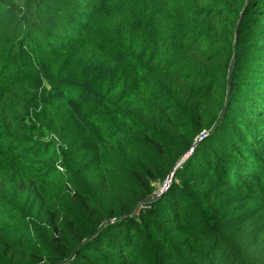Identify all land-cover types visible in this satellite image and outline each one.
<instances>
[{
	"label": "trees",
	"instance_id": "1",
	"mask_svg": "<svg viewBox=\"0 0 264 264\" xmlns=\"http://www.w3.org/2000/svg\"><path fill=\"white\" fill-rule=\"evenodd\" d=\"M0 264H264V0H0Z\"/></svg>",
	"mask_w": 264,
	"mask_h": 264
},
{
	"label": "built area",
	"instance_id": "2",
	"mask_svg": "<svg viewBox=\"0 0 264 264\" xmlns=\"http://www.w3.org/2000/svg\"><path fill=\"white\" fill-rule=\"evenodd\" d=\"M208 135V131L206 132V131H204V132H202L200 135H199V137H198V142L199 141H202V139L204 138V137H206ZM168 183H169V181L167 180L166 181V183L164 184V186H163V188L162 189H166L167 188V186H168ZM162 189H161V191H162Z\"/></svg>",
	"mask_w": 264,
	"mask_h": 264
},
{
	"label": "water",
	"instance_id": "3",
	"mask_svg": "<svg viewBox=\"0 0 264 264\" xmlns=\"http://www.w3.org/2000/svg\"><path fill=\"white\" fill-rule=\"evenodd\" d=\"M187 157V155H185L184 156V158H182L181 160H180V162L176 165V167H175V169L184 161V159ZM174 169V170H175ZM174 170H173V172H174ZM173 172L169 175V177H168V181H170L171 180V178H172V176H173ZM165 190V188L164 189H162V191L161 192H163Z\"/></svg>",
	"mask_w": 264,
	"mask_h": 264
},
{
	"label": "rangeland",
	"instance_id": "4",
	"mask_svg": "<svg viewBox=\"0 0 264 264\" xmlns=\"http://www.w3.org/2000/svg\"><path fill=\"white\" fill-rule=\"evenodd\" d=\"M168 180V179H167ZM163 188V187H162Z\"/></svg>",
	"mask_w": 264,
	"mask_h": 264
}]
</instances>
